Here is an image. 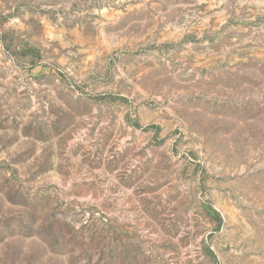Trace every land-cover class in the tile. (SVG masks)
<instances>
[{
    "label": "rangeland",
    "instance_id": "rangeland-1",
    "mask_svg": "<svg viewBox=\"0 0 264 264\" xmlns=\"http://www.w3.org/2000/svg\"><path fill=\"white\" fill-rule=\"evenodd\" d=\"M0 264H264V0H0Z\"/></svg>",
    "mask_w": 264,
    "mask_h": 264
}]
</instances>
